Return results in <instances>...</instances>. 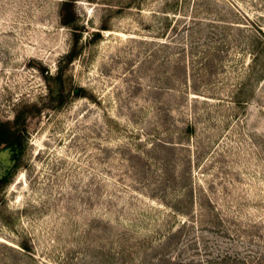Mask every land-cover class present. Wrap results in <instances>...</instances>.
Segmentation results:
<instances>
[{
	"label": "rangeland",
	"instance_id": "obj_1",
	"mask_svg": "<svg viewBox=\"0 0 264 264\" xmlns=\"http://www.w3.org/2000/svg\"><path fill=\"white\" fill-rule=\"evenodd\" d=\"M23 114L0 264H264V0H0Z\"/></svg>",
	"mask_w": 264,
	"mask_h": 264
},
{
	"label": "trees",
	"instance_id": "obj_2",
	"mask_svg": "<svg viewBox=\"0 0 264 264\" xmlns=\"http://www.w3.org/2000/svg\"><path fill=\"white\" fill-rule=\"evenodd\" d=\"M68 5V2L66 6ZM68 25L67 22H64ZM74 48L66 57L68 63H72L77 57V49L80 42V35L78 33L74 34ZM48 85L50 88V94L53 101H61L66 99L65 96V85L63 80V73H60L57 77H49ZM56 84L58 88H53ZM59 91L55 94V92ZM56 95V97H53ZM36 108V106H34ZM28 126L23 115H19L13 122L0 123V152L4 148H9L12 151V160L15 163L21 161V157L24 154L25 143L27 139ZM9 174L4 177H0V191L7 185Z\"/></svg>",
	"mask_w": 264,
	"mask_h": 264
}]
</instances>
